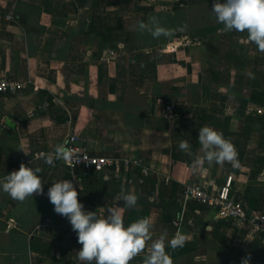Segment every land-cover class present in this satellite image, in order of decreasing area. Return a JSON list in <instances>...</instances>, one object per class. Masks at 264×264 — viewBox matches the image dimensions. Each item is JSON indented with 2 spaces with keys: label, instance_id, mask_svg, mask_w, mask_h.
<instances>
[{
  "label": "crops",
  "instance_id": "0c3cea01",
  "mask_svg": "<svg viewBox=\"0 0 264 264\" xmlns=\"http://www.w3.org/2000/svg\"><path fill=\"white\" fill-rule=\"evenodd\" d=\"M213 2L0 0V79L23 84L0 91V178L30 155L25 166L41 169L43 186L23 202L0 190V264H82L76 232L47 196L62 180L73 182L86 211L118 208L125 225L150 219L151 239L129 264H143L153 241L166 235L167 244L176 233L187 242L166 248L172 264H264V240L246 221L219 218L183 195L197 180L213 191L233 176V195L249 214L264 213V52L241 43L246 32H220ZM153 17L170 36L139 30ZM166 103L172 119L162 115ZM205 125L234 145L236 165L192 173ZM72 133L92 154L143 160L149 174L124 164L101 174L50 169L37 154L65 146ZM122 187L137 195L135 207L119 201Z\"/></svg>",
  "mask_w": 264,
  "mask_h": 264
},
{
  "label": "clouds",
  "instance_id": "9594fccd",
  "mask_svg": "<svg viewBox=\"0 0 264 264\" xmlns=\"http://www.w3.org/2000/svg\"><path fill=\"white\" fill-rule=\"evenodd\" d=\"M210 11L215 15L217 23L223 25L220 32H246L247 37L241 43L254 44L257 51L264 52V0H214ZM138 28L148 31L153 38L171 35L154 17L147 23L140 22ZM198 142L202 156L196 155L192 160L193 174L203 171L206 163L229 162L236 165L237 152L234 145L214 128L207 125L201 127L198 130ZM178 146L184 153L192 155L188 141L181 140ZM71 156V151L64 145H57L52 153L42 154L48 165H52L54 159L68 160ZM40 172V168L21 164L18 170L0 178V190L20 202L33 197L34 193L43 194ZM78 195L71 180L54 182L47 192L54 211L66 217L77 234V243L81 245L76 251L78 261L82 264H129L145 250L146 242L151 239L152 224L149 218H140L125 225L118 208L109 209L101 216L97 211H86ZM118 199L127 208L135 207L138 202L137 195L123 187ZM165 240L166 235H162L152 242L148 254L143 258V264H172L166 248L176 249L187 242L181 233L167 240V244ZM241 264H249V260L245 258Z\"/></svg>",
  "mask_w": 264,
  "mask_h": 264
},
{
  "label": "built area",
  "instance_id": "2783aa9c",
  "mask_svg": "<svg viewBox=\"0 0 264 264\" xmlns=\"http://www.w3.org/2000/svg\"><path fill=\"white\" fill-rule=\"evenodd\" d=\"M8 19L15 20L12 16H8ZM177 46V44H173L169 46V48L172 51H175ZM110 55L114 56L115 52L111 51ZM22 87L23 84L16 82L15 80L7 78L0 79V91L14 93ZM162 115L165 118H174L176 116L174 104H164ZM65 147L71 151L72 156L68 160L54 159L52 165L46 163L50 169H57L66 166L71 170H76L85 174H101L105 173L108 168L124 164L125 166L140 168L143 176H147L150 172L148 165L140 159L121 160L105 155L92 154L86 146L80 144V136L76 133H72L68 136ZM42 154L46 155L48 153L41 152L37 155L42 157ZM31 158L30 155H24L19 159L17 165L19 167L21 164L25 165L31 160ZM232 187L233 176H228L225 181L213 191H209L201 180H197L185 186L183 195L185 199H194L215 208L217 211V217L219 218L224 220L232 219L234 221H241V223L246 221L249 225L250 232L262 237L264 240V213L249 214L245 208L244 202L233 195ZM174 224L179 225V221H174Z\"/></svg>",
  "mask_w": 264,
  "mask_h": 264
}]
</instances>
